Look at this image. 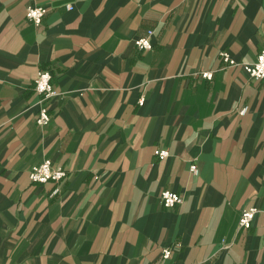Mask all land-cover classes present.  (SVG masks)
Masks as SVG:
<instances>
[{
    "label": "crops",
    "instance_id": "0c3cea01",
    "mask_svg": "<svg viewBox=\"0 0 264 264\" xmlns=\"http://www.w3.org/2000/svg\"><path fill=\"white\" fill-rule=\"evenodd\" d=\"M263 37L264 0H0V264H264V80L219 56ZM45 159L58 183L30 181Z\"/></svg>",
    "mask_w": 264,
    "mask_h": 264
},
{
    "label": "built area",
    "instance_id": "2783aa9c",
    "mask_svg": "<svg viewBox=\"0 0 264 264\" xmlns=\"http://www.w3.org/2000/svg\"><path fill=\"white\" fill-rule=\"evenodd\" d=\"M70 10V6H68ZM46 8L42 6H28L25 10V18L35 26H40L42 23L43 17L46 14ZM152 32H148L146 37L139 38L135 40L134 44L140 50H150L152 45L150 43V36ZM219 56L226 66H240L242 70L252 79L255 80H264V37L262 38V48L256 58L254 63H238L236 62L228 52L221 51ZM201 78L205 80H212L213 72H201ZM34 90L37 95L41 97L42 101L54 98L59 94L54 90L51 84V74L48 71L37 72L34 79ZM144 99L139 100V105H142ZM246 113V108H242L239 111V115L243 116ZM50 121V115L48 112V107L46 105L41 106L38 111V116L36 119V125L42 127L48 124ZM155 156L163 160L168 157L169 153L167 150L156 149L154 151ZM189 171L197 175L198 168L196 164H192L189 168ZM66 176L65 170L60 166H54L49 159L43 160L40 164L33 166L29 171L28 177L31 182L36 184H44L47 182L58 183ZM183 202V196L171 192L169 190H163L159 194V204L163 208H173L177 204ZM258 210L254 207H249L243 210L238 219V228L248 230L251 227L252 221L257 214ZM171 249L164 248L161 251V257L164 260L170 258Z\"/></svg>",
    "mask_w": 264,
    "mask_h": 264
}]
</instances>
